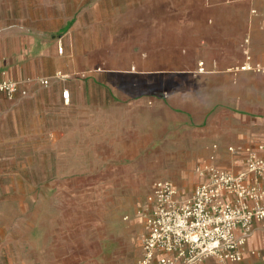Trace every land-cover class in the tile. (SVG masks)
I'll use <instances>...</instances> for the list:
<instances>
[{"label": "rangeland", "instance_id": "374dc122", "mask_svg": "<svg viewBox=\"0 0 264 264\" xmlns=\"http://www.w3.org/2000/svg\"><path fill=\"white\" fill-rule=\"evenodd\" d=\"M138 1L0 0V31L46 34L52 43L64 37L66 74L74 67L109 69L138 61L152 62L156 77L177 74V66L161 69L163 62L175 60L167 59L162 46L170 36L163 34L166 29L149 26ZM187 62L197 70L201 64L204 70L211 66L200 59ZM124 116L115 108L80 109L60 124L64 137L27 141L20 155L0 157V239L8 233L16 239L21 226L46 231L52 239L50 252L42 258L34 254L31 264H41L39 259L46 264H135L144 234L136 214L153 183L170 179L192 191L199 184L196 167L207 155L184 150L198 134L162 133V120L169 119L162 111L135 119L132 128L137 129L122 133ZM54 144L56 166L48 153ZM19 255L15 249L10 258L0 256V264H19Z\"/></svg>", "mask_w": 264, "mask_h": 264}, {"label": "crops", "instance_id": "0c3cea01", "mask_svg": "<svg viewBox=\"0 0 264 264\" xmlns=\"http://www.w3.org/2000/svg\"><path fill=\"white\" fill-rule=\"evenodd\" d=\"M138 6H145L150 27L166 29L163 34L170 37L168 45L162 43L167 48L164 55L175 60L160 66H177V74L156 77L150 61L109 69L74 67L66 74L61 53L64 37L52 43L46 34L0 31V80L21 83L14 100L0 101V157L20 155L27 141L64 137L60 124L80 109L115 108L125 114L119 122L122 133L137 129L132 128L135 119L162 111L169 117L162 120V133L198 134L194 145L184 148L187 153L207 155L196 170L208 164L232 173L246 169V153L233 154L230 148H257L264 143V74L239 69L249 62L248 57L252 65H264V0H139ZM187 59L205 60L201 63L211 66L200 71L191 68ZM43 79H50V85L43 86ZM65 91L71 93L69 104L63 97ZM48 153H53L56 166L57 145L50 146ZM69 156H73L71 151ZM162 180L170 179L153 183L144 207L136 214L144 224V234L135 264L143 254L148 198ZM172 182L183 199L196 189ZM22 227L16 239L11 233L0 239V256L10 258L16 249L18 263L31 264L34 254L41 253L42 258L50 252L52 239L46 231ZM230 264H264V223L254 226L243 261Z\"/></svg>", "mask_w": 264, "mask_h": 264}, {"label": "built area", "instance_id": "2783aa9c", "mask_svg": "<svg viewBox=\"0 0 264 264\" xmlns=\"http://www.w3.org/2000/svg\"><path fill=\"white\" fill-rule=\"evenodd\" d=\"M247 59L239 69L264 74V65H252ZM202 66L200 71H204ZM40 83L49 86L50 79ZM20 88L19 82L0 80V101L14 100ZM70 96L69 91L63 94L67 104ZM230 152L246 153V169L232 173L213 164L199 166L196 172L201 183L188 199L179 196L170 180L154 185L143 214L147 226L143 254L136 264L243 261L254 226L264 223V143L257 148L232 147Z\"/></svg>", "mask_w": 264, "mask_h": 264}]
</instances>
